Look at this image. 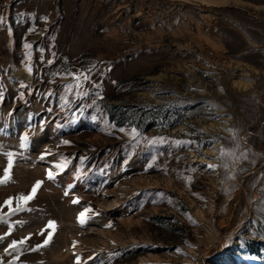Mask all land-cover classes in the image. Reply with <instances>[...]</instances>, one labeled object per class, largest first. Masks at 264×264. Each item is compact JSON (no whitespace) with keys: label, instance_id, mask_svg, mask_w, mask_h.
<instances>
[{"label":"rangeland","instance_id":"374dc122","mask_svg":"<svg viewBox=\"0 0 264 264\" xmlns=\"http://www.w3.org/2000/svg\"><path fill=\"white\" fill-rule=\"evenodd\" d=\"M0 18V264H264V0H0Z\"/></svg>","mask_w":264,"mask_h":264},{"label":"snow or ice","instance_id":"6c2138e0","mask_svg":"<svg viewBox=\"0 0 264 264\" xmlns=\"http://www.w3.org/2000/svg\"><path fill=\"white\" fill-rule=\"evenodd\" d=\"M2 19V18H0ZM26 48L31 47V45L25 44ZM88 77H84V79H87ZM74 79H77L76 77H74ZM80 85L77 84L76 87H79ZM23 87V85H22ZM69 90H71V87H69ZM86 95V93H84ZM20 147L26 148L27 147V142H28V137L27 135L21 136L20 137ZM65 144H67V141H64ZM2 147V146H0ZM225 153L221 152V155H224ZM6 157H7V166L4 168V173H3V177H0V184L6 183L11 179V169L14 163V154L11 152H7L5 153ZM41 159H43V156L40 157ZM67 162L63 161L60 163H57L54 165V167L57 169V172H53L51 170H47V179L49 180H54L56 175L59 174L60 171H63V169L66 167ZM209 168H215L216 165L213 164H209L208 165ZM42 181H37L33 187L31 188V191L27 194V195H20L18 197H16V207L12 208L11 204H12V198H9V200L5 201V204L9 207V211L10 212H16V211H21L24 210L25 205L28 204V202H30L31 200H33L36 196V193L38 191V189L41 187ZM72 185H69V188H71ZM65 195H68V192L65 191ZM73 203H78L79 201L77 199H73L72 201ZM90 211V209L85 208L84 211L80 212L78 217H77V222L81 225L86 223L87 217H86V213H88ZM3 219V218H0ZM47 229H51V231L47 232V236L46 238L43 240L42 244L37 245V248L40 247H45L47 246L52 239V236L55 232V222L54 221H49L48 225L46 226ZM44 231L45 230H41V235H44ZM9 233H6V235H9ZM2 239V238H0ZM25 241L21 240V241H15L13 240L11 244L8 245L7 248L4 249L5 253H9V251L11 250L12 252H18L19 249L17 247L18 244H23ZM73 246L75 247V243L73 244ZM36 249H32V251H35ZM177 251H179V249H177ZM19 257H15V259H18ZM91 259V257H90ZM9 264H11V262H9ZM77 264H79V258H77Z\"/></svg>","mask_w":264,"mask_h":264}]
</instances>
